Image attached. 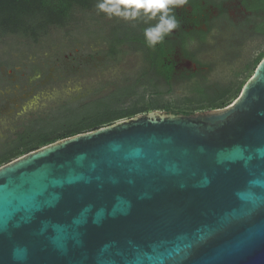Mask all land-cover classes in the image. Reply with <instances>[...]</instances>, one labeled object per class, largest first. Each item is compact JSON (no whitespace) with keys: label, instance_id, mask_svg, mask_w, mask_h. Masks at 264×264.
Wrapping results in <instances>:
<instances>
[{"label":"water","instance_id":"obj_1","mask_svg":"<svg viewBox=\"0 0 264 264\" xmlns=\"http://www.w3.org/2000/svg\"><path fill=\"white\" fill-rule=\"evenodd\" d=\"M0 264H264V59L225 108L154 110L1 166Z\"/></svg>","mask_w":264,"mask_h":264},{"label":"rangeland","instance_id":"obj_2","mask_svg":"<svg viewBox=\"0 0 264 264\" xmlns=\"http://www.w3.org/2000/svg\"><path fill=\"white\" fill-rule=\"evenodd\" d=\"M208 1L210 21L201 27L208 35L200 47V59L208 66V84L210 88H226L235 81L237 86H245L252 73H243L238 79L234 73H242L248 64L252 72L255 70L253 63L264 53V34L241 23L244 11L239 0ZM220 6L225 11H217ZM175 9L191 13L188 4ZM133 22L80 9L67 27H54L37 41L0 34V155L24 127L46 121V117H61L63 106L69 102L79 108L135 86V95H146L145 103L170 109L183 106L192 96L179 86L169 93L163 83H158L164 94L152 96L154 85L141 78L148 64L139 48L126 45L117 60L109 57L107 41L113 31ZM137 99L127 98L121 107H129Z\"/></svg>","mask_w":264,"mask_h":264},{"label":"trees","instance_id":"obj_3","mask_svg":"<svg viewBox=\"0 0 264 264\" xmlns=\"http://www.w3.org/2000/svg\"><path fill=\"white\" fill-rule=\"evenodd\" d=\"M98 2L99 0H0V34H18L37 41L54 27H67L74 20L77 10H96L99 12L96 7ZM188 4H191L196 10L201 7L200 0H189ZM248 6H250L251 11L264 12V0H253ZM174 12L179 22V27L176 30L182 28L181 30L184 31L182 38H190V34L187 32L188 27H182L184 21H187L186 25L190 22L184 17L185 15L180 16L175 9ZM200 13L203 14L204 11H194L193 15L195 17ZM156 22H145L143 19H138L128 27L125 24L119 25L107 41L109 57L113 60L119 58L122 54V48L126 45H134L142 51L148 64V68L141 73L142 79H146L149 67L161 70L160 68L168 60L166 59L167 51L164 43L157 44L154 49L149 48L146 44L144 29L154 26ZM255 31L264 34V21L255 27ZM173 36L174 32L165 37L164 42ZM204 36L202 34L203 38ZM263 59L264 53L258 56L253 66L257 68ZM255 70L252 72L250 64H248L244 67L242 73H234V77L238 79L243 73H252L249 77L251 78ZM165 81L167 82L166 85L164 84L167 87V92L171 93L173 89L168 86L170 80L167 78ZM151 84L154 85L152 96L156 97L164 94L158 83ZM243 88V83L237 86L235 81H231L230 86L226 88H203L198 84H191L187 87L186 92H189L192 97L188 98L183 106H176L171 109L157 103H145L147 100L146 95H135L137 89L135 86L124 88L108 98L92 100L79 108L74 107L69 102L63 106L61 117H54V119L46 117V121L39 120L33 122L30 126L24 127L7 144L4 153L0 155V167L59 140L94 131L116 121L133 118L154 110L169 109L168 113L192 115L199 111L225 108L229 105L230 100L239 97ZM234 89V94L228 98V95ZM135 96L138 99L133 105L121 107L125 99Z\"/></svg>","mask_w":264,"mask_h":264},{"label":"flooded vegetation","instance_id":"obj_4","mask_svg":"<svg viewBox=\"0 0 264 264\" xmlns=\"http://www.w3.org/2000/svg\"><path fill=\"white\" fill-rule=\"evenodd\" d=\"M253 0H239V5L241 10L244 11L242 14L243 20L241 23H245L248 28L255 29L259 24L264 21V12L251 11L249 9ZM208 0H200V9L196 10L191 4L189 5L190 15L184 14L178 11L179 15H185L184 17L190 22L188 25L184 21L182 27L187 28V32L190 34V38L183 39L182 31L180 29L174 31V36L164 42V46L167 51V62L160 69H152L149 67L147 71L146 80L151 83H163L167 84L165 81L167 78L170 80L169 88L173 89L175 86L187 89L191 84H198L203 88H209V72L207 71L206 63L200 56V47L205 43V38L208 35L206 30H203L202 24L210 21V7ZM194 11H204L203 14H199L194 17ZM217 11H225L222 6L217 8ZM191 20V21H189ZM204 34V38L202 37ZM166 78V79H165Z\"/></svg>","mask_w":264,"mask_h":264},{"label":"clouds","instance_id":"obj_5","mask_svg":"<svg viewBox=\"0 0 264 264\" xmlns=\"http://www.w3.org/2000/svg\"><path fill=\"white\" fill-rule=\"evenodd\" d=\"M188 3L189 0H99L96 7L110 19L157 20L154 26L144 29L146 44L154 49L179 27L174 9Z\"/></svg>","mask_w":264,"mask_h":264}]
</instances>
